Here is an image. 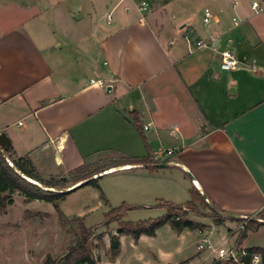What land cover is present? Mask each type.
Here are the masks:
<instances>
[{
    "label": "crops",
    "instance_id": "1",
    "mask_svg": "<svg viewBox=\"0 0 264 264\" xmlns=\"http://www.w3.org/2000/svg\"><path fill=\"white\" fill-rule=\"evenodd\" d=\"M252 1L0 0V20L20 17L0 22V132L44 179L97 167L94 178L125 181L117 199L133 208L165 211L160 203L184 205L196 190L225 215L254 218L264 209V9L254 13ZM224 50L235 69H220ZM223 218L187 217L228 247L263 248L250 232L237 246L242 222Z\"/></svg>",
    "mask_w": 264,
    "mask_h": 264
},
{
    "label": "rangeland",
    "instance_id": "2",
    "mask_svg": "<svg viewBox=\"0 0 264 264\" xmlns=\"http://www.w3.org/2000/svg\"><path fill=\"white\" fill-rule=\"evenodd\" d=\"M19 20L18 16L0 22L5 27L14 25ZM119 177L96 179L97 187L80 188L59 200L57 205L66 200L63 208L58 207L69 224L60 222L51 203L28 199L17 190L11 192L12 204L0 207V264H44L48 258L57 259L74 243L73 232L79 234L80 225L92 231V255L99 264H188L190 260L192 261L189 264H195L194 257L206 254L207 251L196 250L198 239L192 231L176 239L170 224L166 223L167 225L164 224L156 230L154 236L142 234L134 240L131 235H117L122 236L118 238L119 253L113 259L110 258L109 235L112 232L116 234L120 227L127 224L135 225L166 214V210H155L151 206L133 208L128 203H121L116 194L122 191L125 181ZM122 207L127 210L120 211L124 214L119 216L117 210ZM200 208L203 213L210 214L208 210ZM197 221L206 222L201 219ZM198 224L203 226L204 234L211 244L221 245L223 241L220 239V232L211 230V227L202 223ZM259 228L250 231L247 240L254 246L264 248V227ZM223 231L227 232L225 228ZM100 234L101 238L98 237ZM106 237L107 242L104 241ZM222 244L228 247L226 243ZM215 260L217 259L214 256L211 257L210 264ZM221 262L225 263L224 260Z\"/></svg>",
    "mask_w": 264,
    "mask_h": 264
},
{
    "label": "trees",
    "instance_id": "3",
    "mask_svg": "<svg viewBox=\"0 0 264 264\" xmlns=\"http://www.w3.org/2000/svg\"><path fill=\"white\" fill-rule=\"evenodd\" d=\"M132 123L134 127L141 132V128L138 124L136 116L133 114ZM148 155L150 153V148L147 144V141L143 139ZM121 164H143L151 168H155V165L149 161V158L136 159V158H126L121 161ZM11 163L12 166L9 164ZM104 170L101 168H91L86 165H82L73 171H71L66 177L62 178H42L36 171L34 165L28 157H16L12 148L5 154V156L0 154V207H3L7 204H12V199L10 193L17 190L25 197L31 200H41L47 203H51L58 214V218L62 224H69L68 219L60 212L57 202L64 198L68 192H57L45 190V188L53 189H65L68 185H75L80 182H84L83 185H92L97 187L96 178H92L93 175L99 174ZM27 179L32 180L40 184L41 186L34 184ZM191 200L185 203L184 205H176L172 203L162 202L158 207L166 210V214L160 218L154 220H147L139 222L135 225L127 224L123 227H120L115 235L110 237L109 245V255L110 258H114L120 249V242L117 235H131L134 240H137L140 235L146 234L148 236H154L156 230L169 223L171 228L177 233L181 232L183 229H189L195 231L196 229H202L203 226L193 221L187 219L189 213H196L203 215L199 211L196 202H199V205L204 209H208L210 214L215 218L216 224H221L225 218L217 216L213 211L210 210L207 203L204 201L203 196L198 193L196 190L190 192ZM212 205V204H211ZM125 207V206H124ZM122 207L118 209L119 216L123 215L127 209ZM212 207L220 212L221 210L217 209L214 205ZM114 212V211H112ZM223 213V212H222ZM225 214V213H224ZM227 219L237 222H245V227L243 230L239 231L238 239L236 245L239 246L247 236V232L255 231L259 227H264V209L259 211L254 219H240L238 217H233L229 213L226 214ZM260 220V221H257ZM73 221H78V219H73ZM80 225V224H79ZM74 243L70 245L63 255L57 259H46L44 264H99V261L96 260L92 255L90 239H92V231L86 229L82 225L79 226V234L74 233ZM102 237V235H98ZM247 254L243 257H240V260L249 264V259L252 253L259 254L261 257V263L264 264V248H248L246 249ZM211 264H222L221 261L215 260ZM224 264H234L231 260H226Z\"/></svg>",
    "mask_w": 264,
    "mask_h": 264
},
{
    "label": "built area",
    "instance_id": "4",
    "mask_svg": "<svg viewBox=\"0 0 264 264\" xmlns=\"http://www.w3.org/2000/svg\"><path fill=\"white\" fill-rule=\"evenodd\" d=\"M236 1V0H233ZM264 9V0L251 2V10L254 13H258ZM212 18V13L210 9L205 8L203 11V22L207 23ZM208 43L202 40L195 41L196 48H206ZM220 69L221 70H232L238 66V61L236 60L234 54L230 50H224L220 53ZM97 84L102 85V81H96ZM144 130L147 129V126L143 127ZM162 154L165 156H170L173 154V151L166 149L162 151ZM245 227V222H242L237 231L243 230ZM195 234L198 236L197 250L198 251H207L211 256H214L217 260H231L234 264H245L240 260V257H243L247 254L246 249H237L235 247H224L223 244L215 246L211 244L206 238L203 229H196ZM249 264H262L261 257L259 254L252 253L249 259Z\"/></svg>",
    "mask_w": 264,
    "mask_h": 264
},
{
    "label": "water",
    "instance_id": "5",
    "mask_svg": "<svg viewBox=\"0 0 264 264\" xmlns=\"http://www.w3.org/2000/svg\"><path fill=\"white\" fill-rule=\"evenodd\" d=\"M110 90V87L109 86H107L106 87V91H109ZM9 149H10V140H9V138L7 137V135L4 133V132H0V154L1 155H3V156H5V154L9 151ZM11 166H12V164L11 163H9ZM22 175V174H21ZM101 174H97V175H95V177H99ZM22 177H24L25 179H27L24 175H22ZM92 178H94V176L92 177ZM28 181H30V182H32V183H34V184H37V185H39V186H41L40 184H38L37 182H35V181H32V180H29V179H27ZM83 183H85V181L84 182H80V183H78V184H75V185H71V186H69V187H67V188H65V189H53V188H45V187H42L43 189H45V190H50V191H57V192H70V191H72V190H74V189H76L78 186H80V185H82ZM203 196V195H202ZM203 199H204V201L207 203V205H208V207L210 208V210L211 211H213L217 216H220V217H227V215H225L224 213H222V212H220V211H218V210H216V209H214L213 207H212V205L206 200V198L203 196ZM233 217H236V216H233ZM244 219H250V220H256V219H254V218H252V217H244ZM257 221H259V220H257ZM264 222V221H263Z\"/></svg>",
    "mask_w": 264,
    "mask_h": 264
}]
</instances>
